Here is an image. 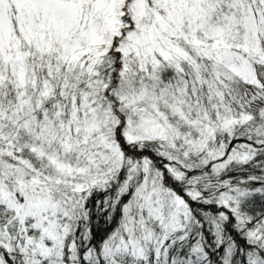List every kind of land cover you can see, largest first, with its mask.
Wrapping results in <instances>:
<instances>
[{
	"label": "snow or ice",
	"instance_id": "6c2138e0",
	"mask_svg": "<svg viewBox=\"0 0 264 264\" xmlns=\"http://www.w3.org/2000/svg\"><path fill=\"white\" fill-rule=\"evenodd\" d=\"M0 264H264V0H0Z\"/></svg>",
	"mask_w": 264,
	"mask_h": 264
}]
</instances>
